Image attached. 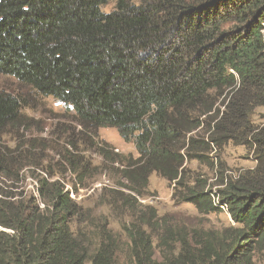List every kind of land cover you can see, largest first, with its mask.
<instances>
[{
  "label": "trees",
  "instance_id": "trees-1",
  "mask_svg": "<svg viewBox=\"0 0 264 264\" xmlns=\"http://www.w3.org/2000/svg\"><path fill=\"white\" fill-rule=\"evenodd\" d=\"M0 75L68 107L93 136L112 128L134 144L137 157L120 161L129 194L107 200L131 218L121 225L124 263L255 264L264 251V0H0ZM22 108L0 91V264H120L107 219L91 236L80 230L88 217L65 184L27 161L37 146L16 138ZM228 144L255 166L225 173ZM62 158L82 184L90 164L76 152ZM191 162L215 168L216 182ZM39 168L36 197H26L21 174ZM153 174L202 217L222 213L217 199L233 225L169 226L138 202Z\"/></svg>",
  "mask_w": 264,
  "mask_h": 264
},
{
  "label": "rangeland",
  "instance_id": "rangeland-1",
  "mask_svg": "<svg viewBox=\"0 0 264 264\" xmlns=\"http://www.w3.org/2000/svg\"><path fill=\"white\" fill-rule=\"evenodd\" d=\"M112 9L113 4H108L103 11L108 12ZM0 91L22 100V114L26 119V126L25 129L19 130L21 138L19 136L16 138L20 142L34 141L37 146L34 149L30 148L31 154L27 161L40 164L43 171L52 172L55 180H61L65 184L70 197L88 217L87 223L82 225L80 230L91 236L94 224L107 219L109 228L120 240L119 262L128 264V262L124 263L128 241L121 225L130 223L131 218L127 210L115 205L109 207L107 200L114 197L110 191H122L129 194L120 186L123 182L120 175L122 168L120 161L137 157L134 144L124 142L117 131L112 128L99 129L97 135L93 136L82 130L68 107L52 98L37 96L28 87L20 85L11 77L0 75ZM15 141L13 142V138L8 137L6 144L13 147ZM72 143L75 149L70 147ZM92 143L96 145V148H102L105 156L97 154L95 148L90 146ZM66 151L76 152V156L80 155L83 161L90 164L91 173L82 179V184L63 161L62 157ZM212 156L215 157V154ZM219 160L222 170L228 175H236L238 171L252 169L255 166L253 158L243 147L232 144H228L219 153ZM188 166L193 170L192 172L205 174L206 179H210L209 183L216 182L215 168L208 169L196 162H191ZM28 167L31 172L36 171L34 166L29 165ZM41 169H37L39 171L34 175L30 174V171L22 172L21 183L17 187L24 196L35 197V181L40 176L38 172L42 171ZM171 194L172 189L167 181L153 174L149 178L147 196L139 198L138 202L143 206L156 209L158 217L164 218L169 226L176 228L198 227L219 231L233 225V221L225 211L202 217L189 204L177 205L171 200ZM157 252L155 258L159 259ZM255 264H264V251L256 255Z\"/></svg>",
  "mask_w": 264,
  "mask_h": 264
},
{
  "label": "built area",
  "instance_id": "built-area-1",
  "mask_svg": "<svg viewBox=\"0 0 264 264\" xmlns=\"http://www.w3.org/2000/svg\"><path fill=\"white\" fill-rule=\"evenodd\" d=\"M35 187L37 188V183L36 182H35ZM35 197H36V195H35ZM214 206L217 207L218 209H220V211H225L227 213L226 207L223 206L222 204H220L217 199H214ZM40 207H43V206L40 205Z\"/></svg>",
  "mask_w": 264,
  "mask_h": 264
}]
</instances>
